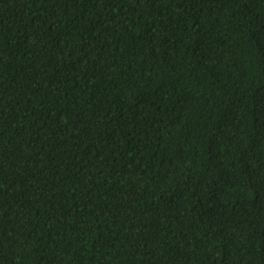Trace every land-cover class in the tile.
<instances>
[{
  "label": "trees",
  "instance_id": "obj_1",
  "mask_svg": "<svg viewBox=\"0 0 264 264\" xmlns=\"http://www.w3.org/2000/svg\"><path fill=\"white\" fill-rule=\"evenodd\" d=\"M0 264H264V0H0Z\"/></svg>",
  "mask_w": 264,
  "mask_h": 264
}]
</instances>
